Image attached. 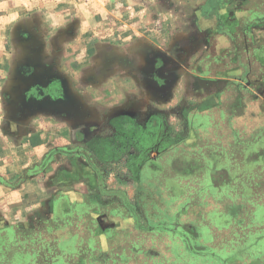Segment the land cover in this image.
I'll list each match as a JSON object with an SVG mask.
<instances>
[{
	"label": "rangeland",
	"instance_id": "1",
	"mask_svg": "<svg viewBox=\"0 0 264 264\" xmlns=\"http://www.w3.org/2000/svg\"><path fill=\"white\" fill-rule=\"evenodd\" d=\"M12 1L0 0V151L20 152L29 137L32 149L29 163L17 166L21 177L9 187L40 178L46 195L56 197L60 193L50 186L62 179L69 188L62 194L73 196L63 197L55 216L95 219L96 236L107 231V223L116 232L143 235L168 229L197 235L187 220L208 227L215 217H235L239 222L231 226L239 232L248 227L246 200L264 203V123H253L250 134L231 142L233 123L226 118L222 137L206 138L193 128L200 123V107L188 96L182 70L152 64L151 48L142 51L140 64L125 62L134 53L120 48L118 24L91 15L88 26L79 10L56 22L39 0ZM257 35L264 39V32ZM236 106L243 109L239 100L230 107ZM134 121L136 128L129 126ZM252 215L264 214L254 205ZM7 231L0 230V264H45L48 258L54 263V242ZM99 242L95 249L107 248L101 236ZM167 243L159 237L164 251Z\"/></svg>",
	"mask_w": 264,
	"mask_h": 264
},
{
	"label": "crops",
	"instance_id": "2",
	"mask_svg": "<svg viewBox=\"0 0 264 264\" xmlns=\"http://www.w3.org/2000/svg\"><path fill=\"white\" fill-rule=\"evenodd\" d=\"M38 2L40 7L47 10L45 14L58 17L56 22L62 21L61 16H71L79 10L86 17L88 26L93 24L91 15L96 18L103 16L110 26L118 24L120 48L129 47L132 49L131 54L134 53V56L125 57L128 60L133 58L132 61H125L127 63L140 64L142 51L151 48L156 56L152 64L175 65L182 70V81L188 96H193L194 105L200 107L197 112L200 123L193 128L199 127L201 132L207 133L206 138L222 137L221 128L226 118L233 123L227 133V137L232 136L231 142L250 134L253 123H264V39L257 35V32H264V0ZM81 21L83 28L85 20ZM192 64L197 66L190 67ZM134 77L137 78V75ZM235 100H239L241 107L246 110L245 115L238 119L229 117L233 112L243 110L238 109V106L237 110L230 107ZM129 126L136 128L138 123L134 121ZM260 128L263 130L264 125ZM31 140L29 137L22 141L20 152L10 149L2 156L0 151V164H5V167L0 165V230L14 232L16 237L22 233V239L54 242V263L48 258L45 264H132V256L135 260L133 264H264V215L262 218H253L252 215L254 205L264 214V203H256L254 199L246 200L250 207L245 219L248 224L245 232H239L238 227L234 229L231 226L239 222L235 217H215V221L210 218L208 227L187 220L197 235L171 229L164 234L150 235L127 232L126 229L116 232L107 223V231L100 233L101 238L107 241V248H101L102 251L95 249L100 246V236H96L98 233H94L93 228L99 221H75L72 218L63 221L54 214L62 205L63 197L71 200L73 196L72 193L62 194L69 191L62 179L60 184L50 186L52 192L60 193L56 197L46 195L40 178L10 185L12 188L7 184L9 181L15 183L21 177L17 166L29 161ZM37 143L42 146L45 144L44 141ZM0 150H4V147ZM7 159L8 163H18H13V168H9ZM60 171L61 176L65 171ZM76 190L78 192L79 189ZM71 191L75 192L73 188ZM119 220L126 222L125 217ZM100 221L103 223V219ZM76 222L78 226L74 227ZM159 237L168 241L165 251L159 247ZM241 240L247 241V247L242 246ZM80 248H85V251ZM82 252H85V258L81 256ZM51 253L52 250H49L48 255ZM95 253L108 258L97 260L95 256L99 255ZM44 255L48 257L47 253Z\"/></svg>",
	"mask_w": 264,
	"mask_h": 264
},
{
	"label": "trees",
	"instance_id": "3",
	"mask_svg": "<svg viewBox=\"0 0 264 264\" xmlns=\"http://www.w3.org/2000/svg\"><path fill=\"white\" fill-rule=\"evenodd\" d=\"M250 190H252V189H250ZM243 231L245 232L246 229H243L241 232H243ZM241 241H243V243L241 242L242 243V246L247 247V241H245V240H241Z\"/></svg>",
	"mask_w": 264,
	"mask_h": 264
}]
</instances>
